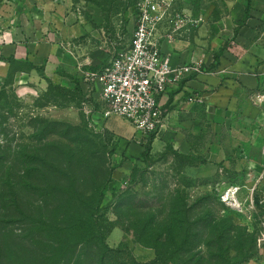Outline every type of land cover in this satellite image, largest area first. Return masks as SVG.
<instances>
[{"label": "rangeland", "instance_id": "obj_1", "mask_svg": "<svg viewBox=\"0 0 264 264\" xmlns=\"http://www.w3.org/2000/svg\"><path fill=\"white\" fill-rule=\"evenodd\" d=\"M50 1L0 0V28L20 29L31 19L37 21L38 13L43 16L53 13ZM67 1L61 19L70 33L74 26L76 35L71 41H67L69 36L66 37L63 46L65 53L82 62L78 64V72L62 69L58 71L59 77L50 78L45 75L44 66H36L43 79L42 86L36 90L23 89L15 85V75L30 70L32 63L16 61L10 64L6 80L0 81V264H24L23 251L29 253V264H72L70 255L60 259L59 263H52L58 255H51L53 246L54 249L59 247L57 243L61 240L76 244L78 239H74L72 232L40 234L42 227L45 228L41 225L44 221H59L62 215L61 209L52 211L51 208L60 205H53L52 199L53 194L60 196L63 192L60 189L66 175L80 183L76 189L83 194H90L98 183L107 181L97 221L110 249L127 248L120 262H126L130 256L138 262H150L155 259L156 242H161L160 248L166 249L170 247L172 237L175 243L176 239L179 241L182 235L179 227L171 228L170 234L164 233L163 227L169 205L175 203L177 193L186 197L187 206L195 208L200 200L213 213L222 215L213 194L218 183L241 185L238 194L243 205V211L239 212L241 218L229 214V219L237 227L244 228L248 224L252 230L256 211L250 207L249 198L259 172L264 171V156L256 166L252 159H243L236 153L240 143L248 142L253 146L250 131L239 132L234 138L212 134L211 139L222 143L225 151L215 164L206 160V147L202 142L199 152L193 156L194 162L199 164L196 168L203 171L201 173L196 172L195 167L187 166L186 163L191 161L180 157L183 153L170 143L156 149L151 147L148 161H145L142 156L145 142L135 138L133 125L116 114L108 118L101 114L98 89L89 76L90 72L103 69L116 53L130 44L137 22L136 0ZM237 1L187 0V3L195 14L205 16L206 26L215 32L222 18L236 13ZM71 13L73 22L66 20ZM49 21L53 23L50 16ZM50 31L55 32L56 28ZM53 122L67 124V133L58 132L60 128H53ZM33 153L55 161L62 169L60 166L44 167L39 174L26 175L24 169ZM110 178L111 182H108ZM127 186L134 202L144 204L142 208L136 209L125 203L126 198L122 196L112 199L114 192L119 193ZM255 194L264 201V178L256 185ZM205 197L207 199L202 200ZM71 205L77 206L78 202L75 200ZM154 216H157V224L152 225V229L134 232L120 226L124 218H129L133 224L138 219L154 221ZM245 231L255 239L254 248L261 258L243 264H264V225L260 223L254 232L247 228ZM192 252L196 255L198 247ZM32 253H36L35 261L31 260ZM236 255L235 251L231 252L233 262ZM178 264H187L186 258L183 256Z\"/></svg>", "mask_w": 264, "mask_h": 264}, {"label": "crops", "instance_id": "obj_2", "mask_svg": "<svg viewBox=\"0 0 264 264\" xmlns=\"http://www.w3.org/2000/svg\"><path fill=\"white\" fill-rule=\"evenodd\" d=\"M62 1L57 4L51 0L53 13L47 16L38 13L37 21L31 19L20 29L0 28V81L9 74L10 59L33 64L30 70L15 75V85L23 89L36 90L42 86L43 79L36 66H44V73L50 78L59 77L58 71L62 69L78 72V64L82 62L64 52V40L68 36L67 41L74 40L76 30L73 26L70 33L64 27L61 16L68 1ZM186 5L194 18L202 17L203 21L173 41L164 40L166 30L161 29L160 48L174 68L192 65L199 59L204 64L199 72L172 74L166 90L158 97L164 120L151 147L156 149L170 143L179 152L196 156L203 142L206 160L215 164L225 151L222 143L211 139L212 134L234 138L239 132L250 131L253 146L240 143L236 153L252 159L256 165L264 156V111L251 103L250 96L264 83V0H252L251 16L237 34L234 29L243 18L245 0L237 1L236 13L222 18L215 32L206 26L205 16L195 14L190 4ZM71 18L72 13L66 20ZM51 28L56 31L51 32ZM227 42L232 43L226 47ZM192 96L201 100L189 102ZM196 167V172H203Z\"/></svg>", "mask_w": 264, "mask_h": 264}, {"label": "trees", "instance_id": "obj_3", "mask_svg": "<svg viewBox=\"0 0 264 264\" xmlns=\"http://www.w3.org/2000/svg\"><path fill=\"white\" fill-rule=\"evenodd\" d=\"M251 9L252 0H245L243 18L237 22V26L234 29L235 34H237L240 27L246 24V21L251 16ZM231 43L232 42L228 43L226 47L230 46ZM215 60H218V55H216ZM9 62L12 64L16 61L10 59ZM31 68H33V64H31ZM51 126L53 128H60L58 132H65L63 134L67 133V128L69 127L67 124L60 122H53ZM154 136L155 134L151 135L149 140L145 142L146 144L144 143L143 145L144 151L142 152V156L145 161H148ZM179 156L186 161H191L186 163L187 166L195 167L199 165L194 162L193 159H195V157L193 156L185 154H179ZM41 158L42 157L35 155V153L30 155L24 173L26 175H35L39 174L44 167L53 169L56 166H60L55 161ZM94 160L97 161L96 159ZM90 162H92V160ZM204 162L205 160L200 163L202 164ZM59 168L62 169V166ZM72 169L73 166L71 170ZM111 178L108 179V182H111ZM106 185L107 181L101 184L98 183L96 187L91 189L92 192H90V194H83L80 190L76 189V186H80V183L69 175H66L65 183H63L60 189L63 192H61L60 196L53 194V205L58 203H60V205L52 206L51 208L52 211L61 209L62 215L59 221H57V219H47L44 221L41 225L45 228L42 227L43 233L40 234L54 235L56 231H60V234L62 232H72L75 235L74 239L77 237L78 241L74 245L70 240H61L62 242L60 244L57 243L59 247L54 249L53 246L51 255L58 256L53 258L52 263H59L60 259H64L68 255H70L69 259H71L70 262H72V264H153L157 262L163 264H178L183 256L186 258L187 264H243L261 258L258 251L254 248L255 239L245 231L246 228L249 232L256 231V227H259L260 223L264 221V201H262L259 195H254L256 213L253 215L254 228L251 230L248 224H245L244 228L234 225L233 221L229 219V214H236L241 218L240 213L221 203L216 193L213 194L222 215L213 213L211 209L200 200L198 206L201 207L197 205L195 208L193 206H187L186 197L177 193L178 196L173 200L175 203L169 205L170 207L165 217L166 221L163 223V227L165 230L164 233L167 232L169 234L171 228L179 227L182 230L179 241L176 239L175 243L174 237H172L171 245L166 249L160 248L161 242H156L154 246L156 250L155 259L150 262H138L133 256H130L128 260L126 259V262H120L119 260L122 259L121 255L125 254L127 248L120 247L117 249H110L105 243V239L102 235V226L97 221V217L100 213V206L106 194ZM40 193L42 194L44 191H40ZM120 196H122L121 198H126L124 200L125 203L134 206L136 209L144 206L141 202H134V196L130 193L128 186L120 190L119 193L114 192L112 199L115 200ZM46 197H49L51 200L50 195ZM205 199L207 198L205 197L202 200ZM75 200L78 202V205H71ZM193 210L196 211L194 212ZM155 218H157V216H154V221L151 220L149 222L138 219L137 222L131 223L132 225L130 224L129 218H124L123 222H120V226L125 230L127 229L126 227L131 228L134 232H138L137 229L142 230L148 227L152 229V225L157 224ZM127 220L128 223L126 222ZM54 241L56 242V240ZM173 245V249H170ZM195 247H198L197 256L192 254V249H195ZM232 251L237 253L234 258L236 260L235 262L231 260ZM75 254L77 255L73 259V255ZM23 257L24 264H29V253L27 251L26 254L23 251ZM36 258V253H32L31 260L35 261ZM45 258L50 262V257L48 255H46ZM174 260L177 263L174 262Z\"/></svg>", "mask_w": 264, "mask_h": 264}, {"label": "built area", "instance_id": "obj_4", "mask_svg": "<svg viewBox=\"0 0 264 264\" xmlns=\"http://www.w3.org/2000/svg\"><path fill=\"white\" fill-rule=\"evenodd\" d=\"M186 4L187 0H136L137 22L130 44L116 53L103 69L89 73L98 86L101 114L105 118L116 114L127 119L135 128L138 141L147 142L162 126L164 111L158 97L166 90L172 74L199 72L204 64L199 59L192 65L174 68L160 48L158 34L161 29L166 30L162 36L164 40L173 41L203 21L202 17L194 18ZM200 100L195 96L189 98V102ZM250 101L264 111V83L251 94ZM257 178L249 198L250 207L255 211L253 192L264 178L263 170ZM241 188L238 184L218 183L214 192L226 207L242 212L243 205L238 197ZM261 223L264 225V221Z\"/></svg>", "mask_w": 264, "mask_h": 264}]
</instances>
